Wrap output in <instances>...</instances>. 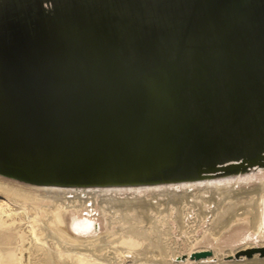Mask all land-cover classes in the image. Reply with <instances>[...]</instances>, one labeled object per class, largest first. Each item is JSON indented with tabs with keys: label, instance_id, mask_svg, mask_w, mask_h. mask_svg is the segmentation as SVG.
I'll use <instances>...</instances> for the list:
<instances>
[{
	"label": "water",
	"instance_id": "obj_1",
	"mask_svg": "<svg viewBox=\"0 0 264 264\" xmlns=\"http://www.w3.org/2000/svg\"><path fill=\"white\" fill-rule=\"evenodd\" d=\"M262 170L264 0H0V180L179 191Z\"/></svg>",
	"mask_w": 264,
	"mask_h": 264
},
{
	"label": "bare ground",
	"instance_id": "obj_2",
	"mask_svg": "<svg viewBox=\"0 0 264 264\" xmlns=\"http://www.w3.org/2000/svg\"><path fill=\"white\" fill-rule=\"evenodd\" d=\"M205 184L81 193L0 180V233L16 244L0 264H264L225 260L264 247V170Z\"/></svg>",
	"mask_w": 264,
	"mask_h": 264
},
{
	"label": "rangeland",
	"instance_id": "obj_3",
	"mask_svg": "<svg viewBox=\"0 0 264 264\" xmlns=\"http://www.w3.org/2000/svg\"><path fill=\"white\" fill-rule=\"evenodd\" d=\"M1 180H3V179H1ZM3 181H6V180H3ZM10 183H12V182H10ZM12 184H15V183H12ZM255 184L258 185L259 183H252V184H249V185H241L237 189H241V188H244V187H249V186H252V185H255ZM93 214H98V213H93ZM66 220L69 221V217H66ZM100 220H101V218H100ZM17 221H20V220H17ZM99 223H101V222H99ZM100 226L101 225L99 224L98 227H100ZM244 228H248L249 229L248 225L247 226L244 225ZM248 229H245V231H247ZM102 231H106V228L104 226L102 227ZM15 246H16V244H15V240H14L12 234H10V233H3V232L0 233V248L4 252H6V253H12V252H14ZM25 256H26L25 257L26 263H29V255H28V253H25ZM184 259H185V256H182L179 259H177V261H180V260L182 261ZM225 260L230 261V260H236V259L234 257H232V258H227Z\"/></svg>",
	"mask_w": 264,
	"mask_h": 264
}]
</instances>
